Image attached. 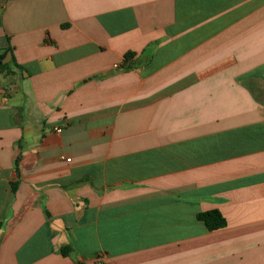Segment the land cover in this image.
I'll return each instance as SVG.
<instances>
[{
	"label": "crops",
	"instance_id": "obj_1",
	"mask_svg": "<svg viewBox=\"0 0 264 264\" xmlns=\"http://www.w3.org/2000/svg\"><path fill=\"white\" fill-rule=\"evenodd\" d=\"M4 53L0 264H264V0H0Z\"/></svg>",
	"mask_w": 264,
	"mask_h": 264
},
{
	"label": "trees",
	"instance_id": "obj_2",
	"mask_svg": "<svg viewBox=\"0 0 264 264\" xmlns=\"http://www.w3.org/2000/svg\"><path fill=\"white\" fill-rule=\"evenodd\" d=\"M133 57H134L133 54H127L125 56L126 65H124V67H123L124 70L129 68V65H127V64L132 61ZM197 218L200 222L204 223V225L206 226L208 231H216L219 229H223L227 226L226 219L217 210H213V211H209V212H205V213H200L197 216ZM71 251H72V248L67 247V248H64L62 250V253H63V255L68 256L71 253Z\"/></svg>",
	"mask_w": 264,
	"mask_h": 264
},
{
	"label": "water",
	"instance_id": "obj_3",
	"mask_svg": "<svg viewBox=\"0 0 264 264\" xmlns=\"http://www.w3.org/2000/svg\"><path fill=\"white\" fill-rule=\"evenodd\" d=\"M7 55H8V53H4V54H2V55L0 56V65L3 64L2 61L7 57Z\"/></svg>",
	"mask_w": 264,
	"mask_h": 264
},
{
	"label": "built area",
	"instance_id": "obj_4",
	"mask_svg": "<svg viewBox=\"0 0 264 264\" xmlns=\"http://www.w3.org/2000/svg\"><path fill=\"white\" fill-rule=\"evenodd\" d=\"M56 131H57V132H61L62 130H61V129H57ZM68 161H70V160H68Z\"/></svg>",
	"mask_w": 264,
	"mask_h": 264
}]
</instances>
